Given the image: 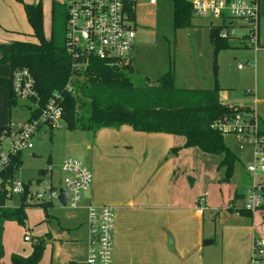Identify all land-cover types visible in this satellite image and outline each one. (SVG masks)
Returning a JSON list of instances; mask_svg holds the SVG:
<instances>
[{
    "label": "rangeland",
    "instance_id": "1",
    "mask_svg": "<svg viewBox=\"0 0 264 264\" xmlns=\"http://www.w3.org/2000/svg\"><path fill=\"white\" fill-rule=\"evenodd\" d=\"M24 1L35 3L39 0ZM54 1L64 3L66 0ZM186 1L191 3L195 0ZM40 2L43 34L48 37L52 0ZM134 13L135 19L131 26L136 36L130 75L134 85L153 82L166 71L172 70L179 87L210 88L217 80L220 100L230 105H251L253 99L264 96V70L259 67L261 55L257 57L259 65L256 78V48L240 43L238 39L245 33L241 27L235 30L234 37L227 39L228 44L216 53L210 42L209 30L220 24L218 18L191 14L189 26L175 28L172 0H156L155 5L149 4V0H136ZM15 21L18 28L5 32L10 38L8 40L11 42L17 38L14 31H19L24 33L20 36L22 41L36 42L24 12ZM261 21L260 34L264 38V16ZM232 22L239 23L238 20ZM54 27L57 43L61 44L65 28L59 16L55 19ZM9 41L1 40L0 43ZM6 71L7 67L0 64V72ZM7 93V88L0 86L1 100H6ZM20 103L23 102L19 101L11 108L9 115L7 108L3 113L0 111V124L10 121L18 123L26 119L27 109ZM255 123L257 129H261L257 119ZM122 126L134 131L128 125ZM122 126L102 128L101 132L96 133L69 130L65 126L52 130L43 128L41 135L33 138V147L21 153L22 163L16 171V177L30 182L32 189L42 192L54 183L58 166L66 158L81 161L91 172L89 189L84 195L97 182L95 172L107 183H116L121 176L133 177L132 172L136 167L143 166V162L148 163L151 159H148L146 151L139 153L142 150L141 143L127 137L121 130ZM175 138L183 141L180 145L175 143L169 147L155 166V169L162 167L169 190L171 204L167 203L169 206L165 208V213L173 212L169 207L174 206L176 200L183 202L182 220L173 219L172 231H162L163 248L169 254L168 263L251 264L252 256H258L252 250L253 242L264 244V194L255 191L260 195V205L250 210L251 217L241 213L247 211L242 206L250 194L251 179L246 172V164L252 158L253 146L245 139L240 140V134L223 133L224 141L237 157L232 176L224 179V170L219 167L220 156L205 155L197 146H186L182 135L175 134ZM155 154L153 152L152 156ZM129 158L128 167L120 165ZM48 160L53 173L51 181L38 173L40 168L47 167ZM255 177L264 182V172L256 173ZM18 204V199L14 197V207H18ZM24 210L23 223L17 219H6L2 223L3 255L0 264H10L12 255L27 257L33 245L41 239L42 252L38 264H84L87 252L84 241L87 227L84 222L87 213L82 203L71 208L52 199L46 211L48 216L38 205L24 207ZM168 235L173 240L170 245L167 244ZM25 236L29 238L27 241L24 240ZM113 257L112 244L111 264H114Z\"/></svg>",
    "mask_w": 264,
    "mask_h": 264
},
{
    "label": "trees",
    "instance_id": "2",
    "mask_svg": "<svg viewBox=\"0 0 264 264\" xmlns=\"http://www.w3.org/2000/svg\"><path fill=\"white\" fill-rule=\"evenodd\" d=\"M22 5L26 20L32 30L36 42L14 40L0 43V63L9 66L10 74L0 76V86L7 88V105L9 113L19 100L11 88V74L15 70L27 69L34 79V89L44 101L57 94L58 104L62 109L64 126L69 130H89L96 133L101 128H117L128 125L133 130L147 133L179 134L184 137L186 146H197L201 152L209 156H220L219 167L224 170V179L233 173L236 155L231 152L223 138L219 125L230 120L236 113L248 112L244 107L223 103L219 97L220 87L214 80L210 88H187L176 85L175 73L166 71L153 82L136 86L131 80L132 63L126 65L109 64L91 56H85L79 50L73 57L72 43L64 34L61 44L55 37V19L64 25L66 9L64 3L51 2L50 35L43 34L42 6L40 0L27 3L16 0ZM173 26L190 25L191 3L186 0H172ZM225 25L220 21L218 26L209 30L213 51L218 52L226 46L227 39L218 37V31ZM65 33V32H64ZM70 87V90H68ZM28 115L35 111L26 107ZM9 124L0 125V135L8 134ZM257 134L264 151V130ZM21 153L10 159L9 164L0 171L2 182L16 177L21 166ZM44 174V168L38 170ZM3 190L0 192V259L3 255L1 244L2 223L6 219H17L23 223L24 202L18 207L3 206ZM46 216L50 203H40ZM251 217L250 210L242 211ZM42 240V239H41ZM39 240L33 245L27 257L12 255L10 264H38L42 244Z\"/></svg>",
    "mask_w": 264,
    "mask_h": 264
},
{
    "label": "built area",
    "instance_id": "3",
    "mask_svg": "<svg viewBox=\"0 0 264 264\" xmlns=\"http://www.w3.org/2000/svg\"><path fill=\"white\" fill-rule=\"evenodd\" d=\"M135 2L136 0H66L65 34L72 43L73 57L78 56V52L74 51L77 49L85 56L106 60L109 64L131 63L135 39L131 23L135 19ZM155 2L156 0H149L151 5ZM191 7L193 15L215 17L225 24L218 31V37H234L235 30L241 27L245 30L240 36L241 43L247 47H258L259 0H195L191 2ZM236 20L240 24L232 22ZM11 88L16 98L32 108L35 115H27L22 122L9 123L11 131L0 135V171L9 164L13 156L33 147V138L40 135L43 128L52 130L64 126L57 94L43 101L34 89V79L27 69L12 72ZM246 114L236 113L230 120L220 124L219 129L223 133L240 134V140L245 139L253 146L252 158L246 164V172L251 179L250 194L242 206L252 211L260 205V195L255 191L259 190L264 194V182L255 177L256 173L264 172V151L259 143L261 137L257 134L256 117L253 114L245 117ZM44 171L43 175L51 181L53 173L50 163ZM91 179V172L86 165L77 159L66 158L58 166L54 183L42 192L32 189L30 182L18 177L3 182L4 189H0L5 195L3 206L14 207V197L19 204L23 200L25 207L43 202L51 204L52 199L59 203L61 188L66 193L64 205L76 208L82 202L84 192L89 189ZM1 182L0 178V184ZM84 207L87 213V252L84 264H111L114 207L92 203ZM28 239L27 236L24 237L25 241ZM252 250L258 256H252L251 264H264V244L254 241Z\"/></svg>",
    "mask_w": 264,
    "mask_h": 264
},
{
    "label": "crops",
    "instance_id": "4",
    "mask_svg": "<svg viewBox=\"0 0 264 264\" xmlns=\"http://www.w3.org/2000/svg\"><path fill=\"white\" fill-rule=\"evenodd\" d=\"M259 5L258 47L254 50L256 78L258 71L257 67L259 65L257 59L258 55H261V64L259 67L264 70V38H262L260 34L261 19L264 16V0H259ZM23 12L22 5L15 0H0V41H9L8 39L10 38H7L5 32L10 29L18 28V23L15 20L18 18L20 19ZM238 24H240V22ZM14 32H16L18 36L11 41H22L23 38L20 36H23L24 33L19 31ZM238 40L241 43L240 37ZM4 65L7 67L8 72H0V76L7 77L10 74V70L7 64ZM238 67L240 66L238 65ZM255 89L257 90V83ZM7 98L8 93L6 100L5 98L2 100L0 99V111L3 113L7 108L9 115ZM263 99L264 96L259 99H253L251 105H237L244 107L248 111V115L253 114L256 117L261 130H264ZM20 104L27 107L24 102ZM102 130L101 128L98 131L101 132ZM121 130L126 133L127 137H131L133 141L141 143L142 150L139 153L142 154L143 150L146 151L148 159L150 158L151 160L148 163L143 162V166L136 167L134 173L132 172L133 177L131 175L129 178L121 176L116 183H107L95 172L94 174L96 175L97 182H95L93 189L91 188L90 192L84 195L81 203L83 207L88 203L96 205L109 204L114 207L112 233L114 264H169V254L163 248L162 231L165 229H172L173 219L182 220L183 206L181 205L183 202H181V200H176L177 202L174 206L169 207L173 212L165 213V208L169 206L167 203L171 204V200L168 199L169 190L164 181V176L161 171L162 167L155 169V166L169 147L175 143L180 145L183 139H176L175 134L168 133H147L140 131V133H133L137 131H129V129L124 126H122ZM134 152L138 153V151ZM153 152L156 153L154 156H152ZM129 161L130 158L120 165L128 167ZM84 224L86 225V221ZM84 241L86 243V240ZM126 259H128L127 263L125 262Z\"/></svg>",
    "mask_w": 264,
    "mask_h": 264
},
{
    "label": "water",
    "instance_id": "5",
    "mask_svg": "<svg viewBox=\"0 0 264 264\" xmlns=\"http://www.w3.org/2000/svg\"><path fill=\"white\" fill-rule=\"evenodd\" d=\"M65 198H66V193L64 192L63 189L60 188L59 189V196H58V200H59L60 205H64ZM167 242H168V244H170L172 242V238L170 235H168Z\"/></svg>",
    "mask_w": 264,
    "mask_h": 264
}]
</instances>
